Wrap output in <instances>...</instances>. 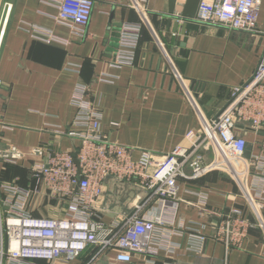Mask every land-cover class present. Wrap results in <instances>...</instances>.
Here are the masks:
<instances>
[{
	"label": "crops",
	"instance_id": "obj_1",
	"mask_svg": "<svg viewBox=\"0 0 264 264\" xmlns=\"http://www.w3.org/2000/svg\"><path fill=\"white\" fill-rule=\"evenodd\" d=\"M93 1L86 35L80 36L57 21L56 0H0V33L5 5L12 7L0 48V149L15 146L26 156L17 163L0 162L1 203L6 196L4 184L36 186L33 167L45 157L31 155L35 147H44L45 156L61 149L78 150L81 141L73 134L83 129L73 124L76 108L72 104L78 84L89 88L88 99L102 111L101 132L108 140L131 147L135 159L143 149L161 156L186 144L188 131L201 130L196 104L207 118L215 117L234 89L253 75L264 54V0H259L257 29L252 32L182 16L187 0H177L173 14L169 0H146V20L132 0ZM125 25L140 27V38L134 63L117 68L111 62ZM34 27L50 30L68 43L42 41L34 37ZM170 59L183 81L193 87L196 103ZM246 138L247 156L264 161V127L250 130ZM257 175L253 170L252 182ZM106 184L98 212L105 223H111L128 214L144 192L112 178ZM40 191L28 206L31 214L55 216L52 209L57 201L47 188ZM179 194L174 226L181 233L172 240L181 247L170 256L163 249L145 257L136 253L132 264H146L150 258L156 264H264V231L257 225L240 248L227 249L223 243L208 240L203 253L187 249L190 228L207 234L213 231L219 217L208 209L248 212L235 179L212 172L195 181H181ZM202 195H206L205 206ZM0 264H5L1 256ZM36 264L48 263L39 260Z\"/></svg>",
	"mask_w": 264,
	"mask_h": 264
},
{
	"label": "built area",
	"instance_id": "obj_2",
	"mask_svg": "<svg viewBox=\"0 0 264 264\" xmlns=\"http://www.w3.org/2000/svg\"><path fill=\"white\" fill-rule=\"evenodd\" d=\"M56 1L57 21L85 36L94 1ZM145 1L132 0L144 13V20ZM11 8L5 5L0 48ZM259 12V0H200L191 19L252 32L257 29ZM32 33L47 43H68L40 27H34ZM139 38L140 27L122 28L113 66L120 68L134 63ZM170 62L196 103L193 87L183 81L172 59ZM2 90L0 79V98ZM88 91L86 85L78 84L72 96L76 108L73 124L83 129L73 134L81 141L78 150L61 149L45 156L44 147L37 146L31 155L45 158L33 167L36 186L30 189L3 185L6 196L0 202V256L5 264H36L39 260L48 264H132L136 253L145 257L157 255L160 249L170 256L181 247L172 240L181 233L174 226L180 183L198 180L212 172L227 174L237 181L247 200L248 212L231 208L219 213L205 207L219 219L210 234L190 228L187 249L203 253L208 240L223 243L227 249L240 248L253 226L264 231V173H259L264 172V161L247 156L246 138L250 130L257 132L264 127V54L253 75L234 89L227 105L215 117L207 118L196 104L201 130L188 131L186 144L161 156L143 149L135 159L131 147L108 140L101 132L102 111L88 99ZM24 157L15 146L0 149V162L17 163ZM253 170L259 177L252 182ZM110 178L132 183L144 194L121 220L105 223L98 204ZM41 187L47 188L49 196L57 201L52 209L55 216L35 217L28 208ZM201 204H207L206 195H202ZM249 212L255 221L250 219ZM156 261L150 258L146 264Z\"/></svg>",
	"mask_w": 264,
	"mask_h": 264
},
{
	"label": "water",
	"instance_id": "obj_3",
	"mask_svg": "<svg viewBox=\"0 0 264 264\" xmlns=\"http://www.w3.org/2000/svg\"><path fill=\"white\" fill-rule=\"evenodd\" d=\"M176 2L177 0H169V13L173 14L175 12ZM199 2L200 0H187L182 11V16L193 18L197 12ZM119 40L120 39L118 38L116 50L119 47Z\"/></svg>",
	"mask_w": 264,
	"mask_h": 264
}]
</instances>
